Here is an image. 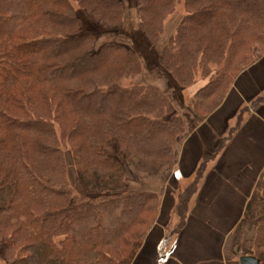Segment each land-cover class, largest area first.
<instances>
[{"label": "trees", "instance_id": "trees-1", "mask_svg": "<svg viewBox=\"0 0 264 264\" xmlns=\"http://www.w3.org/2000/svg\"><path fill=\"white\" fill-rule=\"evenodd\" d=\"M126 1L0 0L6 264H131L160 205L142 190L143 178L175 166L190 120L197 125L215 111L264 54V0H134L133 15ZM180 3L184 14L167 34ZM77 11L97 32H83ZM136 31L158 53L164 91L144 82L154 71L127 36ZM167 75L183 89L202 84L188 116ZM210 158L178 196L174 231ZM260 180L232 233L241 257L264 253V173ZM133 181L141 190H129Z\"/></svg>", "mask_w": 264, "mask_h": 264}, {"label": "crops", "instance_id": "crops-1", "mask_svg": "<svg viewBox=\"0 0 264 264\" xmlns=\"http://www.w3.org/2000/svg\"><path fill=\"white\" fill-rule=\"evenodd\" d=\"M201 86L191 87L190 96ZM205 156L211 158L196 180L184 225L174 231L178 196ZM263 173L264 54L235 78L220 106L187 132L169 184L157 190L159 179L143 178L142 190L155 192L160 205L133 264H226L232 233Z\"/></svg>", "mask_w": 264, "mask_h": 264}, {"label": "rangeland", "instance_id": "rangeland-1", "mask_svg": "<svg viewBox=\"0 0 264 264\" xmlns=\"http://www.w3.org/2000/svg\"><path fill=\"white\" fill-rule=\"evenodd\" d=\"M126 3H127L128 11H131V13L133 15V13H135L134 0H127ZM77 13H78V16L80 17L81 22H82V30H83V32H93V33L94 32H97L98 27L95 24L91 23L84 16V14H82L80 11H77ZM183 14H184L183 5H182V3H180L179 5L176 6V12H175V14L172 15L170 18L167 19V22H166V32H167V34H170L174 30L175 25H176L178 19ZM127 36L135 44L133 47L137 50V52L144 59V62L146 63V69L149 70V72L154 71V72H152L150 74H147L144 77L145 84L153 85V86L161 89L162 91H164V88H165L164 78H162L160 75H158L157 73H155L156 67L159 66L158 56H157L158 53L156 52L155 48L153 46L149 45L144 40V38L140 34V32H138V31L129 33ZM167 77L169 79L170 84L173 86V88L175 90V95H176V98L178 99V101L180 103H183V104L187 105V106L183 105L184 107L182 106V108H183L184 113L186 112V116H188V113L187 112L191 110V109H189L190 107H188L190 105V102H188V101H191V99H192V97L190 96V91L189 90L192 89V88L183 89V88L179 87L170 76L167 75ZM191 121L192 120H190V123L194 126L195 125V121L194 122H191ZM171 170L172 169H170L169 171L166 170L161 175V177L159 178V180L155 183V187L157 188V190H160V188H164L167 184H169L170 171ZM134 176H136V175L132 173V175L130 176V178L132 180H134V178H135ZM137 180H138V178H137ZM71 184L73 185V187L76 190H79L80 189L78 183L74 179L71 180ZM262 186H263V184H262V182L260 180L255 195L259 194ZM129 190L139 191V190H141V188H139L138 184L135 187L134 186V181H133L132 184H131V187L129 188ZM243 232H245V231H243ZM245 236L247 237L246 234H245ZM142 244H143V241H142ZM240 257H241V254H240V252L236 251V248L234 247V241H232V248H231L230 252L228 253V255L226 257V264H239V261L238 260H239ZM256 259L258 260V263L257 264H264V253L258 255L256 257ZM134 260H133V262L131 264L134 263ZM0 264H6V263H4L3 261L0 260Z\"/></svg>", "mask_w": 264, "mask_h": 264}, {"label": "water", "instance_id": "water-1", "mask_svg": "<svg viewBox=\"0 0 264 264\" xmlns=\"http://www.w3.org/2000/svg\"><path fill=\"white\" fill-rule=\"evenodd\" d=\"M258 260L254 257H240L239 264H257Z\"/></svg>", "mask_w": 264, "mask_h": 264}]
</instances>
